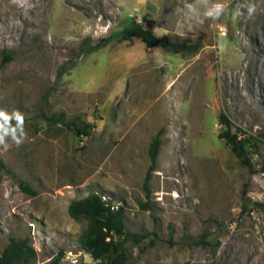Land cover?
I'll return each mask as SVG.
<instances>
[{
  "label": "rangeland",
  "instance_id": "1",
  "mask_svg": "<svg viewBox=\"0 0 264 264\" xmlns=\"http://www.w3.org/2000/svg\"><path fill=\"white\" fill-rule=\"evenodd\" d=\"M30 2L0 0V110L20 112L27 133L20 146L11 137L0 146V253L9 237L27 236L37 252L29 264H98L79 245L86 221L68 213L71 200L98 193L123 207L126 230L144 235L123 243L126 264H264V208L241 212L243 189L264 202V0H249L257 12L237 20L244 0H212L229 11L203 24L185 8L194 0ZM131 20L197 50L134 37L82 55ZM61 111L88 122L89 135L40 119ZM220 113L247 139L252 170L218 137Z\"/></svg>",
  "mask_w": 264,
  "mask_h": 264
},
{
  "label": "trees",
  "instance_id": "2",
  "mask_svg": "<svg viewBox=\"0 0 264 264\" xmlns=\"http://www.w3.org/2000/svg\"><path fill=\"white\" fill-rule=\"evenodd\" d=\"M134 37L142 40L149 48L161 46L163 49L174 53H191L197 50L196 44L175 41L168 38L162 39L148 29L143 22L131 20L120 30L101 37L94 44L82 46L81 53L82 55H86L108 45L111 41H126ZM5 57V59H9L11 56L7 53ZM62 68L65 69V66ZM59 75L60 72L57 73V77ZM40 119L47 125L62 124L67 126L80 138L89 135L91 128V125L86 121L79 123L75 119L67 120L65 113L62 111L41 114ZM219 121L225 125V128L218 132V137L225 140L242 165L252 170V164L247 150V139L241 137L238 132L231 130L230 120L225 114L220 113ZM160 144L161 140L159 133H157L152 137L148 147L149 165L143 181L146 198L149 197L151 192L149 182L151 173L156 167ZM19 186L22 191L30 195L37 193L35 189L24 181H19ZM242 201L241 212L246 211L248 205L256 208H264V202L252 201L247 196L245 189L242 190ZM140 206L143 209H148V205L145 202L141 203ZM68 213L73 218L84 219L86 221V227L78 239L79 245L98 264H126L123 243L126 240H133L138 243L144 237L143 234H136L126 230L123 207L118 206L114 209L98 193H91L82 198L71 200L68 205ZM193 243H204V234H201L193 240ZM36 254L37 252L27 236L17 238L9 237L7 244L0 253V264H29L35 259ZM62 254L63 252L60 251L59 256ZM58 259L57 257L53 264H57Z\"/></svg>",
  "mask_w": 264,
  "mask_h": 264
},
{
  "label": "clouds",
  "instance_id": "3",
  "mask_svg": "<svg viewBox=\"0 0 264 264\" xmlns=\"http://www.w3.org/2000/svg\"><path fill=\"white\" fill-rule=\"evenodd\" d=\"M14 3H17L21 8L33 7L30 0H14ZM185 8L196 23L203 24L205 19L216 20L227 13L229 4L226 2H212V0H194V3H187ZM243 9L247 10V16L251 19L257 12V5L250 3L249 0H244V3L237 5V8L232 11L233 20H237L244 15ZM13 119L16 121L15 127L11 126L10 123ZM8 137H11L16 146H20L27 139V133L24 131V116L20 112L9 115L7 112L0 110V146L5 151L10 147L7 143Z\"/></svg>",
  "mask_w": 264,
  "mask_h": 264
}]
</instances>
